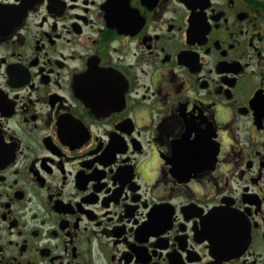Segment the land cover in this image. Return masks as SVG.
Returning a JSON list of instances; mask_svg holds the SVG:
<instances>
[{
    "label": "flooded vegetation",
    "instance_id": "flooded-vegetation-1",
    "mask_svg": "<svg viewBox=\"0 0 264 264\" xmlns=\"http://www.w3.org/2000/svg\"><path fill=\"white\" fill-rule=\"evenodd\" d=\"M0 264H264V0H0Z\"/></svg>",
    "mask_w": 264,
    "mask_h": 264
}]
</instances>
